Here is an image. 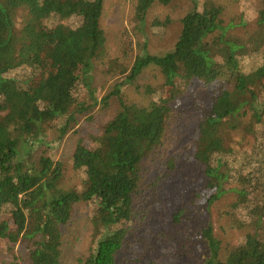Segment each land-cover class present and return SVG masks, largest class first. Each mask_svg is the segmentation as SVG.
I'll return each mask as SVG.
<instances>
[{
    "label": "trees",
    "instance_id": "trees-1",
    "mask_svg": "<svg viewBox=\"0 0 264 264\" xmlns=\"http://www.w3.org/2000/svg\"><path fill=\"white\" fill-rule=\"evenodd\" d=\"M175 1L111 14L110 0H0V264H63L81 208L94 234L77 264H137L156 202L180 238L147 264H264V0H232L236 14L188 0L159 54L148 34L163 40L173 20L149 28L151 14ZM125 13L123 36L109 25ZM169 177L200 185L157 198Z\"/></svg>",
    "mask_w": 264,
    "mask_h": 264
},
{
    "label": "rangeland",
    "instance_id": "rangeland-1",
    "mask_svg": "<svg viewBox=\"0 0 264 264\" xmlns=\"http://www.w3.org/2000/svg\"><path fill=\"white\" fill-rule=\"evenodd\" d=\"M125 0H110V8H111V14L116 12V10H121L123 5H125ZM219 3L225 5L227 7V11L229 14H236L241 11V9L236 6L232 2V0H217ZM188 3V0H176L172 7L170 8H156L153 10V13L151 14V19L149 21V28H155L156 24L158 22H161V20L165 19H172L173 23L168 28V33L166 34L165 38L163 40H160L158 38H155L151 36V34L148 36L151 39V46L152 50L159 54H164L167 51L170 50V48L174 45L176 39L178 38L179 31H180V24L179 21L182 18V16L185 14L186 5ZM246 10V8H245ZM122 15H118L116 18V15H114L110 20H112V23L109 26H114L118 24V28L122 31L116 30L117 33H122L124 36V32L126 29L129 28L130 22L128 20V14L125 13L123 19H121ZM254 17V14H251V18ZM125 40V37H124ZM115 48L119 46V44L115 41ZM104 119L107 118V115L103 117ZM183 125L187 129V133L189 135H192L191 128L193 127L192 122L189 119L183 118ZM94 127V124L91 122L85 121L82 126L80 127V131L82 135H85L90 130H92ZM77 140V137L75 135H71L67 142L63 144L62 149L59 150L61 154L71 157L74 152L75 148V142ZM180 148V142H176L174 144L169 143L166 148H164L163 152L160 154V158L167 156L175 149V151L178 153L180 152L178 149ZM183 148H187V142H184ZM159 162V159L157 158L156 163L154 165L148 164V167L150 169L148 174V181L152 182L153 175L157 174L159 172L160 167H156V164ZM193 176H196L195 178L198 180L197 174H191ZM196 179L192 183H186L181 184L177 180L173 179L172 177L166 178L164 180V183L166 186L160 187L157 191V198L163 199L166 194H168L171 191H174L178 186H181L182 188H186L192 185H200L196 183ZM162 183V184H164ZM186 193H182L180 195H177V198L175 200V203H178L180 198L185 195ZM219 210H217L215 213L219 214ZM164 214V211L160 204L158 202L153 204V209L151 213V217L146 219V223L143 227V232L145 233V239H146V247L147 250L145 252V255H143V249L137 250L140 252L141 262H137V264H147L150 263L153 260H156V258H159V253H165L169 252L173 246L179 241V236H169L168 234L173 231V225L169 222V218L166 217ZM225 227V230L221 229V226ZM218 233L221 237H223V240L225 241H234L235 235L232 233L231 230H228L230 227L229 222L224 221L221 223H217L216 225ZM228 227V228H227ZM227 228V229H226ZM63 239H62V246H63V264H77V259L87 254L89 248L92 246V238H93V225L90 217V211L87 208H81L78 212L76 217L74 218V222H72L69 226L63 229ZM168 233V234H167ZM134 246V245H133ZM132 246V248H133ZM130 258H132L133 253L132 250H129ZM136 257V256H134Z\"/></svg>",
    "mask_w": 264,
    "mask_h": 264
}]
</instances>
